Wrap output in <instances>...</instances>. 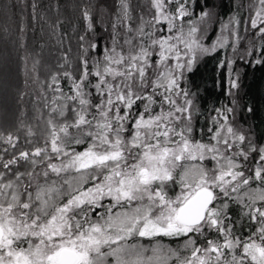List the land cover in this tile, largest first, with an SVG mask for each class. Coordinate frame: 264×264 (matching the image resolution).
<instances>
[{"label": "snow or ice", "instance_id": "6c2138e0", "mask_svg": "<svg viewBox=\"0 0 264 264\" xmlns=\"http://www.w3.org/2000/svg\"><path fill=\"white\" fill-rule=\"evenodd\" d=\"M196 6L86 3L75 61L69 48L44 64L42 44L22 57L39 87L34 122L0 130V264H264V141L236 121V61L220 63L232 106L199 129L187 86L203 58L242 42L239 59L264 65V0L209 43L221 18Z\"/></svg>", "mask_w": 264, "mask_h": 264}, {"label": "trees", "instance_id": "16d2710c", "mask_svg": "<svg viewBox=\"0 0 264 264\" xmlns=\"http://www.w3.org/2000/svg\"><path fill=\"white\" fill-rule=\"evenodd\" d=\"M101 2L102 0H0V130L14 131L21 120L26 123L34 122L35 98L39 86L33 83L22 57L41 50L42 44L44 64L54 65L59 56L69 48L71 51L68 55L75 61L79 54L78 37L85 30L80 8L86 3L96 5ZM103 2L110 5L112 0ZM32 3L38 5L36 13L42 19H32ZM248 3L249 0H198L197 12L210 10L221 18L220 22L211 24L207 32L210 40L205 42L215 41L220 35V23L226 22L228 18L235 16L247 19L250 11ZM94 11L99 18L101 13L95 9ZM106 26L101 22H97L95 26L94 40L101 49L108 43V34L104 31ZM21 27L25 29L23 33L20 32ZM241 34H244L243 27ZM21 43L25 44L24 48L20 47ZM243 43L235 54L229 49H219L217 53L203 58L193 73L188 75L187 86L197 93V104L201 109L197 123L199 129L204 127L212 109L222 105L232 106L233 97L227 92V69L220 67V63L228 58L234 59L233 75L235 72L239 73L241 85L235 97L236 121L244 129L250 128L257 141H264V65L239 59L243 55ZM28 68H31V58ZM41 78H44L43 71ZM249 107L253 112L247 111ZM164 243L175 246L167 238Z\"/></svg>", "mask_w": 264, "mask_h": 264}]
</instances>
